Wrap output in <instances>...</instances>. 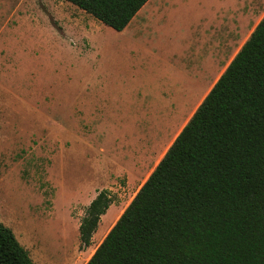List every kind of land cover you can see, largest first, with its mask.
<instances>
[{
  "label": "rangeland",
  "instance_id": "obj_1",
  "mask_svg": "<svg viewBox=\"0 0 264 264\" xmlns=\"http://www.w3.org/2000/svg\"><path fill=\"white\" fill-rule=\"evenodd\" d=\"M146 4L116 32L64 0H0V222L34 264H86L264 15V0Z\"/></svg>",
  "mask_w": 264,
  "mask_h": 264
},
{
  "label": "trees",
  "instance_id": "obj_2",
  "mask_svg": "<svg viewBox=\"0 0 264 264\" xmlns=\"http://www.w3.org/2000/svg\"><path fill=\"white\" fill-rule=\"evenodd\" d=\"M64 1L116 32L148 2ZM110 204H88L81 248ZM0 264H34L1 222ZM86 264H264V15Z\"/></svg>",
  "mask_w": 264,
  "mask_h": 264
},
{
  "label": "crops",
  "instance_id": "obj_3",
  "mask_svg": "<svg viewBox=\"0 0 264 264\" xmlns=\"http://www.w3.org/2000/svg\"><path fill=\"white\" fill-rule=\"evenodd\" d=\"M148 2H149V0H148ZM148 2H146V3H148ZM147 6V4H145L138 12H137V14L132 18V20L130 21V23L127 25V27L128 26H130L131 24H132V22H135L136 20H135V17L136 16H139L138 14L141 12V11H143V10H145V7ZM262 18V17H261ZM254 19H252V17L250 16V19H248L247 20V26H249L252 22H255L256 21V19H255V21H253ZM257 25V24H256ZM255 25V26H256ZM254 26V27H255ZM126 27V28H127ZM254 27L251 29V31L249 32V34H248V36H247V38L249 37V35L251 34V32L253 31V29H254ZM246 30V28L245 29H242V31H239V33H237V35L235 36V38H236V40H235V42L237 41L238 43H240V42H242L241 44H240V46L238 47V49L236 50V52L234 53V55L231 57V59H230V61L232 60V58L235 56V54L239 51V49L241 48V46L243 45V43L247 40V38L245 39V37H246V34H247V30ZM245 39V40H244ZM130 43L131 44H133L134 43V40H130ZM233 47V46H232ZM229 61V62H230ZM229 62L226 64V66L229 64ZM226 66L224 67V69L226 68ZM223 69V70H224ZM111 209V208H110ZM108 210H109V208H108ZM107 210V211H108ZM107 211L105 212V214L107 213ZM118 212V211H117ZM104 214V215H105ZM104 215H102L101 217H100V221H101V219H104L105 217H104ZM113 220H114V218H113ZM113 220L109 223V225L108 226H110L111 224H112V222H113ZM100 221H99V223H100ZM107 230H108V227L106 228ZM102 234V233H101ZM106 234V233H105Z\"/></svg>",
  "mask_w": 264,
  "mask_h": 264
},
{
  "label": "bare ground",
  "instance_id": "obj_4",
  "mask_svg": "<svg viewBox=\"0 0 264 264\" xmlns=\"http://www.w3.org/2000/svg\"><path fill=\"white\" fill-rule=\"evenodd\" d=\"M114 221V220H113Z\"/></svg>",
  "mask_w": 264,
  "mask_h": 264
}]
</instances>
